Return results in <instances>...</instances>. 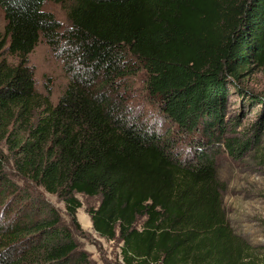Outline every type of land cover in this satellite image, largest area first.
Listing matches in <instances>:
<instances>
[{
    "label": "trees",
    "instance_id": "trees-1",
    "mask_svg": "<svg viewBox=\"0 0 264 264\" xmlns=\"http://www.w3.org/2000/svg\"><path fill=\"white\" fill-rule=\"evenodd\" d=\"M47 2L68 5V28ZM0 8V55L15 59L0 61V142L23 185L61 198L76 229V194L99 197L88 210L93 229L122 242L123 264H253L230 225L216 156L251 147L231 135L227 104L231 89L245 92L249 71L264 68V0H0ZM41 39L69 79L56 104L29 64ZM141 74L154 112L134 102ZM4 158L0 264H94L74 228L16 183Z\"/></svg>",
    "mask_w": 264,
    "mask_h": 264
},
{
    "label": "rangeland",
    "instance_id": "rangeland-1",
    "mask_svg": "<svg viewBox=\"0 0 264 264\" xmlns=\"http://www.w3.org/2000/svg\"><path fill=\"white\" fill-rule=\"evenodd\" d=\"M67 4L47 2L44 9L53 14L62 29L70 25L67 16ZM6 25L4 12L0 8V36ZM15 59L6 52L0 55V61ZM29 64L34 69L36 88L43 94H50L56 104L68 84V75L63 59L46 40L41 39L29 56ZM134 102L147 111H155L144 90V78L141 75L132 80ZM241 85L245 92L231 89L227 104V117L237 124L231 135L242 142L251 141V147L241 156H232L223 151L216 156L218 176L225 185L224 205L230 225L250 246L253 264H264V68L254 67L243 78ZM257 97V99L254 98ZM262 99V102L258 99ZM260 99V100H261ZM260 131L256 134L255 128ZM256 134V137H253ZM0 153L4 155L7 172L16 183L31 189L34 196H40L52 204L60 213L62 221L74 228L75 238L82 249L87 251L94 264H123L119 239L109 241L101 238L93 229L88 210L96 208L99 197L76 194L82 207L77 211V221L81 229H76L67 216L64 201L56 195L46 193L33 183L23 182L16 177L13 164L8 161L7 149L0 142ZM9 167V168H8ZM252 261L249 263L251 264Z\"/></svg>",
    "mask_w": 264,
    "mask_h": 264
}]
</instances>
